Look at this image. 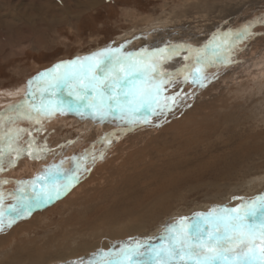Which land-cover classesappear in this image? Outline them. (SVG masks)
I'll use <instances>...</instances> for the list:
<instances>
[{
    "label": "rangeland",
    "instance_id": "rangeland-1",
    "mask_svg": "<svg viewBox=\"0 0 264 264\" xmlns=\"http://www.w3.org/2000/svg\"><path fill=\"white\" fill-rule=\"evenodd\" d=\"M261 16L264 0H0V112L56 64L109 47L202 48ZM251 32L227 63L206 70L204 87L178 82L165 93L180 92L172 111L127 133L118 120L73 113L18 120L20 143L33 139L45 151L0 172L8 181L0 191L61 161L70 168L88 152L96 159L82 161L78 182L59 199L0 232V264H73L129 241L157 242L181 217L264 195V25ZM187 54L164 67L182 66Z\"/></svg>",
    "mask_w": 264,
    "mask_h": 264
},
{
    "label": "snow or ice",
    "instance_id": "snow-or-ice-1",
    "mask_svg": "<svg viewBox=\"0 0 264 264\" xmlns=\"http://www.w3.org/2000/svg\"><path fill=\"white\" fill-rule=\"evenodd\" d=\"M256 24L264 25V16L236 32L214 36L202 48L167 45L124 52L123 46L109 47L40 73L28 81L22 100L0 112V172L25 155L40 159L45 151L33 139L20 143L26 130L13 126L21 118L39 124L56 114L73 113L101 123L118 120L127 126L125 131L148 124L153 116L166 115L180 102V92L165 95L170 87L178 82L204 87L209 79L206 70L227 63V53L251 36ZM182 50L188 53L183 57L186 63L166 69L164 65ZM103 139L111 142L107 136ZM89 159L95 162L94 152L74 157V167L66 168L61 161L32 180L17 182L13 192L0 191V232L64 195L78 182L82 161ZM8 198L14 203L5 206ZM238 199L241 203L235 208L214 207L181 217L165 227L157 242L129 241L73 264H264V195Z\"/></svg>",
    "mask_w": 264,
    "mask_h": 264
},
{
    "label": "bare ground",
    "instance_id": "bare-ground-1",
    "mask_svg": "<svg viewBox=\"0 0 264 264\" xmlns=\"http://www.w3.org/2000/svg\"><path fill=\"white\" fill-rule=\"evenodd\" d=\"M175 29V28H174ZM179 33H180V30L178 31ZM171 36L173 37V38H175V39H177V38H179V36H178V33H173V34H171ZM188 38V37H187ZM21 42V41H20ZM19 42V43H20ZM192 89V88H191ZM183 92V91H182ZM50 119V118H49ZM51 120V119H50ZM54 120V119H53ZM28 121V120H27ZM19 125V124H18ZM128 131H130V130H127V131H125L126 133L128 132ZM116 132H118V133H121V130H117ZM96 151V150H95ZM166 184V183H165ZM168 184V183H167ZM171 185H173L174 186V184H171ZM162 186V185H161ZM172 187V186H171Z\"/></svg>",
    "mask_w": 264,
    "mask_h": 264
}]
</instances>
